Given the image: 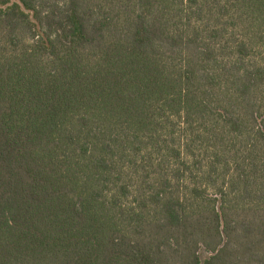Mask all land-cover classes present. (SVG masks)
<instances>
[{"label": "trees", "instance_id": "obj_1", "mask_svg": "<svg viewBox=\"0 0 264 264\" xmlns=\"http://www.w3.org/2000/svg\"><path fill=\"white\" fill-rule=\"evenodd\" d=\"M0 264H264V0H0Z\"/></svg>", "mask_w": 264, "mask_h": 264}, {"label": "rangeland", "instance_id": "obj_2", "mask_svg": "<svg viewBox=\"0 0 264 264\" xmlns=\"http://www.w3.org/2000/svg\"><path fill=\"white\" fill-rule=\"evenodd\" d=\"M207 256V254L206 253H203V257H206Z\"/></svg>", "mask_w": 264, "mask_h": 264}]
</instances>
